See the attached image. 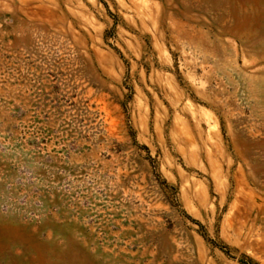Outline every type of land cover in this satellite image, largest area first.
Instances as JSON below:
<instances>
[{
  "label": "rangeland",
  "instance_id": "obj_1",
  "mask_svg": "<svg viewBox=\"0 0 264 264\" xmlns=\"http://www.w3.org/2000/svg\"><path fill=\"white\" fill-rule=\"evenodd\" d=\"M0 264H264V0H0Z\"/></svg>",
  "mask_w": 264,
  "mask_h": 264
}]
</instances>
